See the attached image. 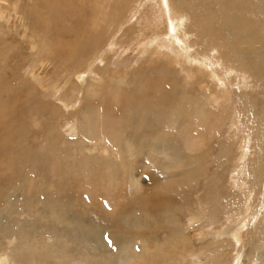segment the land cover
Listing matches in <instances>:
<instances>
[{
	"label": "rangeland",
	"instance_id": "374dc122",
	"mask_svg": "<svg viewBox=\"0 0 264 264\" xmlns=\"http://www.w3.org/2000/svg\"><path fill=\"white\" fill-rule=\"evenodd\" d=\"M92 1L83 4L79 0H0V264H147L150 260L155 264H264V252H260L264 250L260 231L264 227L260 225L264 222V178L255 177L250 166L247 169L239 160L234 163L239 167L235 172L230 167L236 158L234 143L241 131L238 124L234 125L239 120L234 122L233 112L241 104H237L236 92L231 94L232 90L226 88L228 80L218 71L220 67L215 65L212 72L216 76L209 73L210 78L194 61L191 47V56L185 53L186 34L196 22L193 16L183 14L187 19L181 30L173 31V25L180 24L181 15L173 14L168 0H133L131 4L129 0H101L99 14L105 11L110 15L100 16L98 26H94L95 11L87 5ZM202 2L199 11L209 16L221 14V8L208 11L210 6ZM160 3L166 6L163 10L169 17L163 25L154 19ZM237 4L238 10L230 12L236 27L243 24V28L264 29V0H238ZM66 6L69 11H64ZM125 7L128 9L123 10ZM222 10L229 11L227 7ZM119 11L127 16L122 19ZM69 12L75 16L73 19L68 18ZM129 26L137 34L140 31L139 35L128 43H120ZM160 34L164 35V43ZM58 36L68 43L65 50L55 46ZM51 40L56 49L45 44ZM210 44L214 46L208 53L211 60L218 59L225 46L216 38H205L203 46ZM115 67L121 74L127 73L120 88L123 95L130 91L137 97L142 95L139 86L142 88L147 80L154 94L153 89L161 83L174 82L178 91L182 89L197 97L212 118L223 116L218 122L213 119L217 133L209 135L212 139L198 151L199 163L187 157L197 153L190 151L183 137H173L176 131L169 128L166 117L139 122L143 124L142 142L138 137L130 138L136 122L129 126L126 114L103 125L102 110L114 108L120 112L123 105L111 98ZM231 69L229 73L234 78L239 70ZM162 77L164 82L159 80ZM199 82L206 85L197 89ZM256 82L258 75L253 73L245 79L241 91L264 103L262 86ZM238 88L234 90L240 91ZM130 102L138 105L134 98ZM188 128L184 129V136ZM252 137L257 143L255 132ZM224 142L229 149L222 152ZM175 145L180 146L185 160L176 172L170 168V163H178L170 157ZM210 148L214 158L205 155ZM230 153L233 157L228 163ZM194 167L200 174L191 182L186 180L191 173L187 171ZM159 204L166 205L165 209ZM146 213L152 216L147 219ZM241 213H246L247 220L238 238ZM149 222L157 226L151 229L156 232L155 238H151L155 235L152 233L146 238L152 251L144 252L139 241L119 247L112 238L111 229L117 224L122 231L149 232ZM91 231H100L102 240ZM181 232L189 241L171 243L172 237ZM95 238L100 241L94 243L97 246L92 245ZM156 242L161 243V250L154 248Z\"/></svg>",
	"mask_w": 264,
	"mask_h": 264
},
{
	"label": "bare ground",
	"instance_id": "6f19581e",
	"mask_svg": "<svg viewBox=\"0 0 264 264\" xmlns=\"http://www.w3.org/2000/svg\"><path fill=\"white\" fill-rule=\"evenodd\" d=\"M80 2L82 1V3L84 4V1L86 0H79ZM90 1V0H87ZM133 0H129L128 3L132 2ZM158 1V0H157ZM166 1V0H165ZM200 1H203L202 3L208 4L210 6V9L208 11H214L215 8H221L220 12L221 14H215V15H211L209 13H204L199 11L200 9ZM198 2L200 4H198ZM198 2L196 3V0H168V3L171 7V10L173 9V14H178L181 16H178L179 18H181L180 24L177 23V25H173V31H175V29L182 28V25L184 24V22L186 21V17L183 16V14H187V15H191L193 16L194 20L196 22L194 23V29L192 31H189L185 37V39L187 40L185 42V47H187L186 49V54L188 56H191L190 54V47L192 50V53L194 55L193 59L195 62H199V66L201 67L202 70H204V74L209 76L210 78H212L210 74H212L213 69H215V65H217V67L219 68L218 71H222V75L226 76L225 81L226 83V88H230L232 91H230L231 94H233V92H236V98H237V104H241V108L240 109H236L233 114V118L234 122L235 120H239L236 121L234 123V125L238 124L239 127L241 128L240 131V137H238V140L234 143L235 147H236V156H234V160L232 159L233 155H230L228 160V163L230 162V167L234 168V172L239 168L238 166H236L234 163L236 160L241 161V163L243 164L244 167H248L250 166L251 170L254 172L253 175H255V177H257L258 179L264 178V138L261 140V135L263 134L264 131V103H260L258 101H256L257 99L255 98H250L249 97V93L241 91V89L243 88V86H245V79H247L251 74L256 73L258 75V81L256 82V84H260L262 86V92L264 93V29L261 30H256L254 29L252 26L243 28V24L242 26L236 27L235 26V18H233L230 14L231 11H237L238 10V0H198ZM101 3V0H93L92 2H89L87 5L91 7V9L93 11H95V19L94 17H91V20L94 19L92 22H94V26H98V20L103 17L105 14L110 15V13L104 11L103 13L101 10H99V4ZM127 3V4H128ZM135 3V2H134ZM167 3V5H168ZM131 4V3H130ZM161 4V3H160ZM203 4V5H205ZM158 5V4H156ZM168 5V6H169ZM52 8H56L53 7V5H51ZM103 8V5H101ZM164 4L159 5L156 13V17H154V19L156 18L157 23L160 22L161 25H163L165 22L169 21V17H168V12L166 13L163 8H164ZM166 7V6H165ZM169 7V9H170ZM223 7H227V9L229 10L228 12L223 11ZM58 9V8H57ZM60 7L58 9V11H60ZM124 9H128V8H123ZM55 10V9H54ZM261 10L264 11V4H261ZM64 11H69L67 9V6L64 8ZM71 11H73L71 9ZM154 11V10H153ZM111 12V10H110ZM129 12V10H127V13ZM116 13V12H115ZM120 13V17L122 19H124L126 16H124L123 13H121V11H119ZM126 13V14H127ZM154 13V14H155ZM216 13V12H215ZM77 13H74V15ZM209 14V15H207ZM238 14L241 16L240 11H238ZM116 15V14H115ZM101 16V17H100ZM75 17V16H74ZM73 15L71 17L70 12L68 13V18H74ZM99 17V18H98ZM150 17V16H149ZM217 18H219L220 20L217 21ZM50 18V17H49ZM81 18V17H78ZM82 19V18H81ZM113 19V18H112ZM128 19V18H127ZM241 21H242V16H241ZM78 20V19H76ZM146 21V19H144ZM171 20V19H170ZM189 20V19H188ZM100 21V20H99ZM121 22L125 20H120ZM151 21V20H150ZM165 21V22H164ZM83 22V21H82ZM88 22V21H87ZM178 22V21H177ZM84 23V22H83ZM97 23V24H96ZM100 23V22H99ZM203 25H202V24ZM101 24V23H100ZM108 24V23H107ZM215 24H219L217 26V28L215 27ZM109 25V24H108ZM193 25V24H192ZM87 26V25H85ZM111 26V25H110ZM109 26V27H110ZM123 26V25H122ZM121 26V27H122ZM203 26V28H202ZM135 27L134 25H131V28ZM151 27V26H150ZM130 26L127 30V32L125 31L122 35L121 38L119 39L120 43H128L130 42L135 36H138L140 31L138 32V34L131 29ZM153 28V27H152ZM162 28V27H161ZM135 29V28H134ZM187 29V28H186ZM221 29L224 31L223 33H221ZM84 30V29H83ZM140 30V29H139ZM144 30V29H143ZM158 30V29H157ZM161 30V29H160ZM163 30V29H162ZM76 31V30H75ZM86 31V30H85ZM159 31V30H158ZM147 32V31H146ZM161 32V31H160ZM163 32V31H162ZM184 32V31H183ZM115 31L112 32V34H114ZM164 33V32H163ZM210 33V34H208ZM213 33V34H212ZM104 34V33H103ZM148 34V33H147ZM146 34V35H147ZM158 34V33H157ZM175 34V33H174ZM98 36H100L99 33H97ZM145 35V36H146ZM181 35V34H179ZM211 35V37H210ZM213 35V36H212ZM80 37V36H79ZM159 37V35H158ZM172 38H174L173 36H171ZM190 37V38H189ZM136 38V37H135ZM163 38L164 35L160 34V39L163 42ZM167 38V35H166ZM178 38V37H177ZM205 38L211 39V41H214V39L216 38L218 41H220V43L225 46V48L223 50L220 51V53L218 54V59L215 60H211V56L210 54H208L211 50V52L214 49L213 44L210 45H205L203 46V43L205 41ZM66 39V38H65ZM80 40V39H79ZM96 41H99L98 38L95 39ZM134 40V39H133ZM155 40V39H154ZM172 40V39H171ZM183 41V40H182ZM57 42L55 44L59 45V47L62 50H65L68 47V43H66L63 38L60 36L57 37ZM202 42L201 45H199V43ZM209 42V40H208ZM53 41H48L45 44L48 45V47H52L54 49H56V47H54ZM79 44L80 41L78 42ZM87 42H84L85 46ZM150 43H152V41H150ZM159 43V42H158ZM179 43V42H177ZM219 43V42H218ZM78 44V45H79ZM104 44V43H103ZM181 44V43H180ZM43 45V44H42ZM70 45V44H69ZM73 45V43H72ZM82 45V44H81ZM165 46V45H163ZM171 46V45H170ZM177 46L179 47V45L177 44ZM218 46V45H217ZM58 47V48H59ZM181 47V45H180ZM87 47H85L84 50H86ZM222 48V47H221ZM72 49V47H70V50ZM47 50V49H46ZM60 50V49H58ZM50 51V50H49ZM54 51V50H53ZM72 51V50H71ZM181 51V50H180ZM61 53V52H60ZM68 53V52H67ZM57 55V54H56ZM55 55V56H56ZM148 54L144 55L145 57ZM88 56V55H87ZM216 56V55H215ZM82 57V56H81ZM83 57H86L83 56ZM60 58V57H59ZM64 58V57H63ZM66 58V57H65ZM64 58V59H65ZM90 58V56H89ZM56 59V58H55ZM67 59V58H66ZM82 61H85V58H82ZM88 59V58H87ZM201 59V60H200ZM161 60V59H160ZM199 60V61H196ZM202 63H201V62ZM155 63L157 61H154ZM83 64V63H79ZM87 66V65H86ZM159 66V65H157ZM168 67H171L172 65L167 64ZM83 67H85V65H83ZM116 68V67H115ZM167 68V67H166ZM231 68H237L239 71H237L235 73L234 78H232L230 76L231 73L230 70H232ZM87 69V68H86ZM177 69V68H176ZM230 69V70H229ZM89 70V69H88ZM164 70V69H163ZM76 71V70H75ZM168 71V70H167ZM121 71L119 69H115L114 70V74H113V78L116 77V79L112 82V85L110 87V89H113V94H111V98L113 100V98L115 99V102L117 103H122L123 105H121L119 107V109H121L120 112L114 111V108H112V110H108L107 108H104L103 111V117H102V123L105 126L107 123L110 124V122L115 119V118H119L118 115H123L126 114V122H129V126H132V124L135 125L136 122V126H135V131L130 134V138H135L138 137L139 138V142L143 141V138L141 137L142 135V130L141 128L143 127V124L141 125L139 122L141 121V123H144L147 120L150 119H158V118H163L166 117L169 122H170V127H174V130L176 131V133L173 134V137H175L176 139H180V138H184V140L186 141V145L188 148H190V151L197 153L196 155H191V156H187L189 158H192V160L194 161L193 163H199V159H201V157H198V151H201L203 149V147L207 144L204 142H206L207 140H211V138H208L209 135H215L217 133V131H215L217 128L215 127V125H213V119L215 122H218L219 120H221V118L223 116H220L218 114V116L215 118H212L210 116V113L208 112L207 109H205V107L201 106L198 103V99L197 97H193L192 94H189L188 92H186L185 90L179 89V91L177 90V87L175 86L174 82L173 83H167L166 85H163L161 83V85L159 87L154 88L153 90L156 91V93H152L149 89V83L148 80L146 82H144V86L141 88L139 86V91L142 92V95H139L138 97L131 93H128L127 95H123L122 91H121V87H122V83L127 79V73H120ZM181 72V71H180ZM166 74L165 72L162 73V75ZM216 74V73H215ZM214 73L212 75H215ZM221 74V73H220ZM234 74V73H233ZM220 75V76H222ZM137 76V74L135 75ZM216 76V75H215ZM220 76L218 75V77L220 78ZM119 81H116L118 80ZM159 80L161 82H164L165 79L162 77V79L159 78ZM186 80V78H185ZM220 80V79H219ZM202 81V80H201ZM208 82V81H207ZM214 82V81H213ZM217 83V82H216ZM202 85H206L203 84L201 82L198 83V87L197 89H201L200 87H202ZM239 87L240 91H235L234 89ZM238 88V89H239ZM237 89V90H238ZM116 90V91H115ZM221 90V89H220ZM225 93V92H224ZM238 93V95H237ZM226 94V93H225ZM224 95V94H223ZM224 97V96H223ZM134 98L137 102L138 105L136 104H131V99ZM227 98V97H226ZM236 101V100H235ZM104 103V102H103ZM185 103V104H184ZM51 105V104H50ZM53 107V106H52ZM55 108V107H54ZM140 108V109H139ZM116 109V108H115ZM117 110V109H116ZM231 112V111H230ZM229 112V114H230ZM53 112L54 115H58V113ZM89 113V112H88ZM52 114V115H53ZM224 114V113H223ZM221 114V115H223ZM53 115V116H54ZM231 115V114H230ZM55 117V116H54ZM230 118V116H229ZM232 118V117H231ZM230 121H233L231 120ZM232 118V119H233ZM249 119L248 122L246 124H244V120ZM253 120H255L257 122V124L255 125V123L253 122ZM121 122V121H120ZM201 125H199V123ZM112 123V122H111ZM249 123H251V127H249ZM186 125V127L184 126ZM184 127V128H180V127ZM191 127V129L189 130L188 127ZM234 127V126H232ZM237 127V126H236ZM238 127V128H239ZM188 128V133L185 135L184 129ZM208 128L209 134H206V129ZM120 131L123 129L120 126ZM139 131V133H138ZM144 132V131H143ZM255 132L256 133V141L257 143H254V139L252 137V133ZM136 133V134H135ZM128 134V133H127ZM202 134V135H201ZM201 135V136H200ZM220 136V135H219ZM128 138V137H125ZM124 139V138H123ZM130 144H132V142L129 140V138L127 139ZM132 140V139H131ZM175 140V139H174ZM173 141V140H172ZM226 144H222L223 148H222V152H225L227 149H229V147L227 146V142H224ZM170 145V144H169ZM129 146V145H128ZM165 146H167V144L165 143ZM172 146V145H171ZM170 146V147H171ZM182 146V145H181ZM213 146V145H212ZM260 147V150H259ZM104 148V147H103ZM153 149V148H152ZM206 149V148H205ZM231 149V147H230ZM109 150V149H108ZM107 149H105V153L108 152ZM131 150V149H130ZM137 150V149H136ZM158 150V149H157ZM232 150V149H231ZM98 151V149H97ZM134 151V150H132ZM148 151V149H147ZM111 152V151H110ZM255 152H258L257 157L255 155ZM147 153V152H146ZM168 153V152H167ZM194 153V154H195ZM234 153V152H233ZM101 155L102 152H100ZM110 154V153H109ZM223 154V153H222ZM148 155V154H147ZM146 155V156H147ZM208 158L213 157L215 154H212V149H208L206 151L205 154ZM254 155V157H253ZM118 156V155H117ZM162 156V155H161ZM107 157H109V155H107ZM111 157V156H110ZM120 157H122V154H120ZM169 157V156H168ZM170 157L178 160V163L175 165L170 163V168L171 171L174 170V172H176L178 170V167H182L181 164H183V162L185 160L182 159V153H181V149L180 146H176L175 148H173V151L170 153ZM97 158V157H96ZM100 158V157H99ZM163 158V157H162ZM109 159V158H108ZM115 159H117V157H115ZM159 159V158H158ZM164 159V158H163ZM185 159V158H184ZM221 159V158H220ZM224 159V158H223ZM124 160V159H123ZM130 160V159H129ZM149 160V159H148ZM157 160V159H156ZM218 160V159H217ZM226 160V161H227ZM97 161H99V159L97 158ZM104 162V161H103ZM108 163H110V160L108 161ZM107 162H105V164H107ZM156 162V161H155ZM158 162V161H157ZM217 162V161H216ZM100 166H102L101 161L98 162ZM118 163V162H117ZM120 163V162H119ZM159 163V162H158ZM125 164V163H124ZM96 165V164H95ZM94 165V166H95ZM98 165V164H97ZM98 165V166H99ZM121 164H119L120 166ZM98 166L97 167L98 169ZM118 166V167H119ZM168 166V165H167ZM187 166V165H186ZM189 166V165H188ZM198 166V165H197ZM196 166V167H197ZM243 166H241V168H244ZM94 167V168H95ZM104 167V165H103ZM106 167V166H105ZM111 167V166H110ZM115 167V166H114ZM117 167V166H116ZM117 167V169H118ZM191 168L190 170H184L185 173L186 171L190 173L189 177L186 180H190L191 182H194L192 180H195V178H197V176L200 174L199 173V166L198 168ZM238 167V168H237ZM245 168V169H246ZM95 168V170H97ZM182 169V168H181ZM189 169V168H188ZM248 169V168H247ZM93 168L90 170L92 172ZM161 170V169H160ZM163 171V170H162ZM98 172V171H96ZM165 172V171H164ZM171 173L172 175L174 174ZM102 173V172H101ZM163 173V172H161ZM169 173V172H168ZM179 173V172H178ZM183 173V172H182ZM184 173V174H185ZM166 174V173H165ZM181 174V173H180ZM241 174V173H240ZM182 175V174H181ZM202 175V174H201ZM162 176V175H161ZM169 176V174H168ZM174 176V175H173ZM220 176V175H219ZM167 177V175L165 176ZM193 177V178H192ZM254 177V179H255ZM167 179V178H166ZM173 179V178H172ZM178 179V178H176ZM183 179V178H182ZM181 179V180H182ZM164 180V179H163ZM180 180V181H181ZM185 180V179H184ZM212 180V179H211ZM165 181V180H164ZM179 181V182H180ZM210 181V180H209ZM264 181V180H263ZM169 182V181H167ZM177 182V181H176ZM182 182V181H181ZM190 182V183H191ZM111 184V183H109ZM118 184V183H117ZM170 184V183H169ZM173 184V182H172ZM171 184V185H172ZM175 184V182H174ZM177 184V183H176ZM181 184V183H179ZM186 184V182L184 183V185ZM189 184V183H188ZM167 185V184H166ZM207 185V184H205ZM119 186V185H118ZM190 186V185H189ZM208 186V185H207ZM210 186V185H209ZM114 187V186H111ZM133 187V186H132ZM177 187V186H176ZM188 187V186H187ZM186 187V188H187ZM191 187V186H190ZM252 187V186H251ZM159 188V187H158ZM167 188V192L168 193V185L166 186ZM172 188V187H169ZM116 189V188H115ZM157 189V188H156ZM207 189V188H206ZM160 190V189H159ZM184 190V189H183ZM205 190V189H204ZM158 191V189H157ZM188 191V190H187ZM207 191V190H206ZM161 192V191H160ZM196 192V191H195ZM145 193V192H144ZM187 193V192H186ZM147 194V193H146ZM180 194V193H179ZM188 194V193H187ZM187 194H185L187 196ZM119 195V194H118ZM123 195V194H122ZM128 195H130L128 193ZM152 195V194H151ZM159 197L163 200L164 199V195H160L158 194ZM184 195V194H183ZM194 195V194H192ZM185 196V197H186ZM124 197V196H123ZM124 200H126L125 198H123ZM126 197V196H125ZM146 197V196H145ZM184 197V198H185ZM174 198V197H173ZM187 198V197H186ZM205 198V197H204ZM137 199V198H136ZM140 199V198H139ZM147 199V198H146ZM145 199V200H146ZM149 199V198H148ZM153 199V198H152ZM130 199H128L129 201ZM133 200V199H132ZM172 200V199H171ZM187 200V199H186ZM121 201V200H120ZM117 201V202H120ZM127 201V204H128ZM138 201V199L136 200ZM150 201V200H149ZM148 201V202H149ZM116 202V203H117ZM142 202V200H141ZM147 202V203H148ZM159 202V199L158 201ZM123 203V202H122ZM146 203L145 206H148V204ZM163 203V202H162ZM126 204V203H125ZM123 204V205H125ZM126 204V205H127ZM136 204V203H135ZM145 204V203H144ZM152 204V203H150ZM158 204V203H157ZM122 205V206H123ZM131 205V204H130ZM129 205V207H131ZM137 205H139V203H137ZM155 205V204H154ZM134 206V205H133ZM136 206V205H135ZM144 206V207H145ZM150 206V205H149ZM148 206V207H149ZM157 206V205H156ZM166 205L163 204H159V207H163L165 209ZM248 206V204H247ZM128 207V208H129ZM153 207V206H152ZM127 208V207H126ZM132 208V207H131ZM147 208V207H146ZM150 208V207H149ZM134 209V208H133ZM248 209V207H247ZM118 210V209H117ZM129 210V209H128ZM168 210V209H167ZM120 211V210H119ZM141 211V209H140ZM143 211V210H142ZM152 211V210H150ZM149 211V212H150ZM160 211V210H159ZM166 211V210H165ZM248 211V210H247ZM121 212V211H120ZM139 212V210H138ZM155 212V211H154ZM250 212V209H249ZM143 213V212H142ZM241 226L238 229V233L236 234V237H240L241 233H242V228H244L245 223L247 220L245 217L246 213H241ZM114 215V214H113ZM117 215V214H116ZM136 215V214H135ZM138 215V214H137ZM252 215V214H250ZM149 213H146L145 217L148 219ZM166 216V215H165ZM171 216V215H170ZM249 216V213H248ZM158 217V216H157ZM137 218V217H136ZM168 218V215H167ZM172 218V217H171ZM128 219V218H127ZM138 219V218H137ZM158 219V218H157ZM178 220V219H177ZM108 221V220H107ZM115 221V220H114ZM129 221V220H128ZM149 221V220H148ZM175 220H171V222H174ZM127 222V220H126ZM130 222V221H129ZM159 222V221H158ZM108 223V222H107ZM121 223V221L119 222ZM99 224V223H98ZM116 224V223H114ZM125 224V223H124ZM135 224H137V222H135ZM95 225V224H94ZM119 224H117V226L113 227L110 231L112 233H114L113 240L116 242V244L120 247V246H124L126 244H130V243H134V241H139L142 245V249L144 252L147 251H152L151 247L148 246L149 241L146 239L148 233L149 234H155V235H151V238L156 236V232H154L151 229H155L157 228V226H152V223L149 222V232H143L140 230H132V231H122V229L120 230V228L118 226ZM123 225V224H122ZM166 225V224H165ZM260 225H264V222L261 223ZM139 226V225H138ZM259 226V225H258ZM119 227V229H118ZM125 226H123L124 228ZM144 227V226H143ZM100 228V227H99ZM129 228V227H128ZM170 228V227H169ZM176 228V227H174ZM126 230V229H125ZM147 230V229H145ZM174 230V229H173ZM180 230V229H179ZM178 230V231H179ZM148 231V230H147ZM157 231V230H156ZM260 231H263L262 233V237L264 238V227L261 228ZM92 234L95 236H99L100 231H91ZM131 232V235H129V233ZM102 233V231H101ZM111 233V234H112ZM179 233V232H178ZM173 234V233H172ZM91 235V234H90ZM91 235V236H93ZM112 236V235H111ZM171 236V235H170ZM87 237V236H86ZM92 237V238H94ZM153 238V239H154ZM91 239V238H90ZM97 240L92 241L93 246H97V244L94 245V243L100 242L98 241V238H95ZM101 239V237H100ZM157 239V238H156ZM171 239V238H170ZM169 239V240H170ZM102 240V239H101ZM152 240V239H151ZM187 237L185 236L184 232H181L180 234L177 235V233L175 234V236L172 237V240L170 241L171 243H185L187 242ZM262 240V239H261ZM189 241V240H188ZM88 242V241H87ZM102 242V241H101ZM152 242V241H151ZM155 249L161 250L162 249V245L159 242L154 243ZM85 245H87L85 243ZM91 245V246H92ZM169 245V244H168ZM181 245V244H180ZM186 245V244H185ZM184 245V246H185ZM188 246V245H187ZM186 247H183L186 250ZM130 247V245H129ZM95 248V247H93ZM171 251V248L169 249ZM142 251V252H143ZM176 251V250H175ZM143 252V253H144ZM169 252V251H168ZM174 252V251H173ZM260 252H264V250L260 251ZM154 254V253H153ZM167 255V254H166ZM264 255V253L262 254ZM150 257V256H149ZM142 258V257H140ZM164 258V257H163ZM138 262V261H136ZM135 262V263H136ZM143 262V260H142ZM146 263V261H144ZM154 262L152 260H150L149 262H147V264H153ZM156 263V262H155ZM154 263V264H155ZM137 264V263H136ZM139 264V263H138ZM141 264V263H140ZM143 264V263H142Z\"/></svg>",
	"mask_w": 264,
	"mask_h": 264
}]
</instances>
